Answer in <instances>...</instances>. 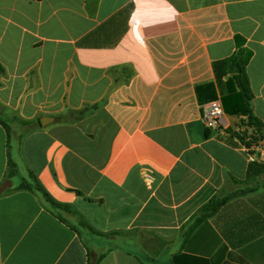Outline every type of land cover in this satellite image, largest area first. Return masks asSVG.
<instances>
[{
    "label": "crops",
    "instance_id": "0c3cea01",
    "mask_svg": "<svg viewBox=\"0 0 264 264\" xmlns=\"http://www.w3.org/2000/svg\"><path fill=\"white\" fill-rule=\"evenodd\" d=\"M239 49L264 124V0H0V117L26 121L14 159L108 236L90 238L99 264H264V187L182 233L214 196L264 184V143L247 142L258 132L222 64ZM204 84L227 127L204 126ZM7 140L0 125V185ZM87 262L34 194L0 197V264Z\"/></svg>",
    "mask_w": 264,
    "mask_h": 264
},
{
    "label": "trees",
    "instance_id": "16d2710c",
    "mask_svg": "<svg viewBox=\"0 0 264 264\" xmlns=\"http://www.w3.org/2000/svg\"><path fill=\"white\" fill-rule=\"evenodd\" d=\"M249 54L250 53L248 50L239 49L238 51H236L234 56H232L228 60L223 61L222 64L227 65L228 73L232 75V80L233 82H235L239 95L241 96L246 106L245 112L249 116V125L256 128L259 139H264V124L256 117H254L250 107L253 94L250 88V80L247 74V64L250 57ZM3 72L4 69L0 65V73ZM196 92L198 101L201 105L217 100V95L213 84L200 85L196 88ZM13 123L25 124L26 121L21 120L17 116L9 119L0 117V125H2L6 130L8 138V167L4 180L0 185V197L11 195L19 191H28L34 194L40 199V202L46 211H48L55 218H57L61 222H64L77 232L80 239H82V241L84 242V246L88 250L87 264H99L106 254L104 253L94 258V256L91 254V247H89L90 238L91 236L96 237V239L99 237L107 238L108 236H102L98 232H96L71 206L63 205L54 201L42 188L32 172L28 171L27 176L22 174L19 169V165L15 161L13 156ZM260 187H264V184L254 188L237 189L223 196H214L194 214V216L189 220L186 227L182 230L184 240L188 239L190 235L195 231V229L204 221L216 215L220 208L228 201L255 192L260 189ZM70 217L73 218V221H70L68 219ZM137 258L142 264H152V262H154L150 257H146L145 255L137 256Z\"/></svg>",
    "mask_w": 264,
    "mask_h": 264
},
{
    "label": "built area",
    "instance_id": "2783aa9c",
    "mask_svg": "<svg viewBox=\"0 0 264 264\" xmlns=\"http://www.w3.org/2000/svg\"><path fill=\"white\" fill-rule=\"evenodd\" d=\"M202 122L204 126L211 130L217 131L218 129L227 127L225 120L224 109L220 100L211 101L203 106ZM253 139H248V143L252 144V149L260 148V144L264 143L262 139H257L256 142ZM253 161H264V150H259V155L252 158Z\"/></svg>",
    "mask_w": 264,
    "mask_h": 264
},
{
    "label": "rangeland",
    "instance_id": "374dc122",
    "mask_svg": "<svg viewBox=\"0 0 264 264\" xmlns=\"http://www.w3.org/2000/svg\"><path fill=\"white\" fill-rule=\"evenodd\" d=\"M158 264H166V258L164 257V259L162 260L161 263H158Z\"/></svg>",
    "mask_w": 264,
    "mask_h": 264
},
{
    "label": "water",
    "instance_id": "95a60500",
    "mask_svg": "<svg viewBox=\"0 0 264 264\" xmlns=\"http://www.w3.org/2000/svg\"><path fill=\"white\" fill-rule=\"evenodd\" d=\"M42 124L44 125V122H43V120H42Z\"/></svg>",
    "mask_w": 264,
    "mask_h": 264
}]
</instances>
